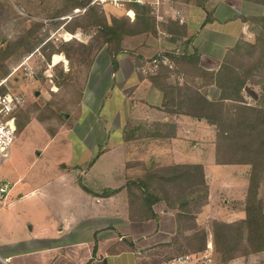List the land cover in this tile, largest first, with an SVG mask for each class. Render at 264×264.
<instances>
[{
    "label": "rangeland",
    "instance_id": "1",
    "mask_svg": "<svg viewBox=\"0 0 264 264\" xmlns=\"http://www.w3.org/2000/svg\"><path fill=\"white\" fill-rule=\"evenodd\" d=\"M67 5L66 0H0V58L5 56L6 52V58L0 62V76L5 73V77L0 81H4L2 87L6 88L7 92L17 93L23 97L22 103L13 113L17 128L16 137L4 153L0 152V183L12 181L8 191V194L12 192L11 195L17 191L18 187L24 193L30 187L46 183L44 186L47 192L46 198L38 195L31 196L18 200L13 206L15 210L24 214L23 219H25L27 227L24 233L27 235L30 234L31 225L35 226L37 231L41 227L56 231L63 224V220L61 221L63 216L74 220L72 221L74 224L80 223L84 226L104 223L107 221L104 217L98 222L93 219L96 214H99V210L104 204L100 201L97 202L95 198L105 199L103 202L108 201V197L100 195L102 191L124 186L122 192L125 194L123 196L125 200L122 199L120 204H124L126 200L128 203V191L125 188L128 179L136 178L139 173L144 171L143 166H148V163L152 162L151 158L157 152H162V145H151L147 150L145 145L143 151L138 149L132 151L141 140L138 138V142L122 140L118 116L115 118L117 130H106V124L108 126L110 120L100 115V110L105 105L100 104V100L116 92L107 105L113 111L110 112L114 119L116 116L115 106L120 103L119 92L124 89L132 91L133 84L130 81L126 84V88H123L118 78L115 77L114 73L117 69H113L108 52L109 47L107 44L101 43L102 40L97 43L95 37L92 36L93 33H88L95 32V29L88 32L81 31L80 36L69 40L76 47V52H74L76 54L71 60L64 52L58 51L62 42H67L65 39L51 36L41 40L35 34L27 32L33 26L32 22L34 24L35 21H47L54 18L59 11L65 10ZM76 9L69 15L73 14ZM101 10L105 15L106 12L104 13L103 8ZM149 14L151 13L149 12ZM76 15L84 17L85 13L81 12ZM27 20L32 21L30 25L26 23ZM20 37L22 38L19 39ZM17 41L21 42L20 50L22 52L20 53L13 50ZM80 41L85 45L79 44ZM46 42L48 43L46 44ZM7 44L12 45V50L6 46ZM124 49L126 50V48ZM56 53L65 55L68 60L67 67L63 64L50 67L52 56ZM143 59H136V66ZM70 61L72 63L71 71ZM172 64L174 68L173 60ZM19 66H21L20 69L16 70ZM62 68L64 73H68L67 76L61 75ZM172 75L175 73H171V77ZM106 86L109 88L107 92L104 89ZM209 87L205 88L206 93ZM219 92L221 93L220 89ZM129 101L123 106L122 124L129 115L131 107V101ZM60 122L64 123L62 129L58 128ZM72 125L76 129L87 127L84 132L88 136H90L89 130H91L90 144L92 146L83 145L85 141L75 139V135L68 131ZM207 126L205 130L211 129L209 125ZM59 130L61 132L56 136ZM87 130L89 134L86 132ZM196 132L197 130H192L185 134L182 131L181 139L184 140H173L172 143L165 144V149L169 150V153L160 163H204L206 176L213 187V193L215 194L217 189L220 194L223 193L225 196L215 198L213 201L215 204L208 207L207 211L204 210L201 217L205 220L218 214L225 215L223 217L227 218L228 211L235 210L234 215L229 216V219L236 218L244 195L235 192H241L240 187H245L248 183L249 178L241 168L246 166L214 164L215 146L206 139L207 137L202 138V141L195 142L194 134L197 140L201 139V136ZM202 132L207 134L206 131ZM104 136L107 142L99 140V138L104 139ZM95 142L101 143L102 148L98 149L97 146H94ZM105 145L109 150H103ZM65 164H68V169H73L72 176H82L79 179L84 186L90 189V193L95 197V202L94 200H91L90 203L86 200L80 202L70 197L69 204L66 203L67 201L64 203L66 196L71 195L72 190L68 189L65 184H58L55 178L63 173ZM71 165L78 166L71 167ZM150 167L152 168L154 165ZM19 177H21L20 183L14 186L13 181ZM82 184L80 183L81 186ZM12 187H15L14 190ZM230 187L236 189L233 190ZM227 188L229 189L227 190ZM58 192L61 194L59 197H63V199L55 197ZM49 193L52 197L49 196ZM3 196L4 194L0 193V206L4 205ZM237 196L240 199H237ZM259 196L264 198V185H262ZM126 208L123 207V210ZM87 212L91 215V219L83 221L82 216ZM244 213L245 210H243ZM204 224H208L207 221ZM261 258L263 260L264 256L259 255L253 258L250 264H258Z\"/></svg>",
    "mask_w": 264,
    "mask_h": 264
},
{
    "label": "crops",
    "instance_id": "2",
    "mask_svg": "<svg viewBox=\"0 0 264 264\" xmlns=\"http://www.w3.org/2000/svg\"><path fill=\"white\" fill-rule=\"evenodd\" d=\"M95 2L102 6L104 13L106 12L105 16L108 22H111L113 18H121L123 16H128L131 20H134L136 17V9L146 7L155 18L157 28L156 33L132 34L123 38V47L130 53H121L118 56V68L114 74L123 88H126V84L131 81L133 90L126 91L124 89V91L121 90L119 92L121 95L119 96L120 103L115 106L116 116H114V119L111 113L113 111L107 105L113 99L116 92L100 100V104H105L100 110V115L110 120L109 125L107 126L106 124V130H117V125L115 124V118L117 116L120 119L119 126H121L120 130H122V140H124V128L130 120H134L138 124L142 123L144 130L148 133L155 129L153 122H174L177 130L175 137H143L140 138L141 142L132 150L136 151L138 149L139 151H143L145 145L146 150L151 145H162V152H157L151 158L152 162L148 163V166L154 165V167L170 165L160 163L165 160L169 153V150L167 151L164 145L168 142L172 143L173 140H184L181 139L182 131L189 133L192 130H197L196 134H199L201 139L199 138L200 140H197L194 134L193 136L195 138H193L195 142L202 141V138L207 137L206 139L215 146L216 132L214 126L199 118L187 115H171L165 110L163 105L164 92L149 77H144L136 70V59H143L163 53L185 54L197 56L198 65L201 68L205 70H217L224 56L238 42L248 41L253 43L256 40V33L251 29L250 24L251 22H256L262 26L264 23V0H94L93 3ZM84 9L86 11V8ZM173 11H177L184 16L185 22L181 23L179 19L174 18L172 15ZM67 15L69 13L60 17L61 20H64V23L58 29L51 30L50 37L64 39V35L69 33L68 36L73 34L74 38H77L82 34V30L80 29L76 31L66 29L65 24L73 17L78 16L66 17ZM73 35H71L72 38ZM69 40L71 39L68 38L66 41ZM60 55L65 57L64 54ZM177 80L180 83L183 82L182 77H176L175 75L169 77L168 82L171 84ZM117 88L119 87L117 86ZM117 88L116 90H118ZM104 89L106 92L109 90L107 86ZM244 91L249 103L256 104L260 99L261 90L257 83H249ZM219 93L218 87L210 85L207 96L210 99H218L220 96ZM129 100L131 101L129 115L122 124L123 106ZM140 124L138 125V130H143ZM63 125H60L58 128L62 129ZM207 125L211 129L205 130V127H208ZM74 127L73 125L70 126V130L68 131L75 135V139L82 142L85 141L83 145L89 144L92 146L90 144L91 130H89L90 136H88L84 132L87 127L84 126L85 129H76ZM202 131H206L207 134H203ZM60 132L61 130L56 133V136ZM86 132L89 134L88 130ZM143 134L142 132V136ZM99 140L101 142H107L105 136L104 139L99 138ZM135 142H138L137 139ZM101 145V143H96L94 146L101 149ZM105 147L103 148L104 151L109 150L106 145ZM215 160L216 153L213 160L214 164H216ZM200 164H203L205 167L204 163ZM75 166L78 165H71V167ZM91 166L90 164V168ZM240 166H246L241 168L243 170L242 172L249 178L251 166ZM63 167L65 168L63 173L55 179L58 184H65L68 189L72 190L71 195L66 196L64 203L67 201L66 203L69 204L70 197L80 202L86 200L90 203L91 200H94L95 197L93 194L86 190V186L80 181L79 178L82 176H72L73 169H68V164H65ZM206 180L210 188L209 203L203 207L201 213L204 210L207 211L208 207L215 204L213 203L215 198H220V196L224 195L223 193L220 194L216 188L214 194L213 187L208 182L207 176ZM20 181L21 177L16 178L13 181V185H18ZM7 182L5 181L4 184L0 183V186H7V190L3 193L4 196L2 198L4 205L2 204L0 206V264H215L213 259L209 258L213 250L211 234L207 254L200 256L188 254L191 255V258L184 263H179L175 259L167 261L168 249L170 244L174 243V238L178 231L179 217L177 211L169 209L166 202H160L154 207L158 214L157 219H149L147 221L132 220L130 219L127 200L126 202L124 201V204H120L122 199L125 200L123 198L125 194L122 191L108 197V201L105 202H103L105 199L99 200V198H95L97 202L100 201V203L104 204L99 210V214H96L93 219L98 222L99 219L104 217L107 220L104 223L84 226L80 223L74 224L72 222L74 220L63 216L61 217L63 224L56 231H53V229L49 230L47 227H41L37 231L35 226L31 225L29 229L30 234L27 235L24 233L25 228H27L24 222L25 219H23L24 214L15 210L13 206L18 200L31 196L38 195L46 198L47 192L44 187L46 183L30 187L24 193L18 187L17 191H14V194L11 195L12 192L8 194V191L12 181L8 180ZM249 182L250 179H248L245 187H240L242 189L241 192H235L236 194L241 193L244 195L242 203L240 202L241 208L236 218L229 219V216L234 215L235 210L228 211L229 214L227 215L229 216L227 218L223 217L225 215L220 216L217 214L205 220H203L200 213L197 219L198 223L203 225L209 219L235 221L244 218L246 212L243 214V210H245V197ZM14 188L12 187L13 190ZM61 188L63 187L61 186ZM230 188L233 189V187ZM59 195L61 196L58 192L55 197L63 199ZM49 196H51L50 193ZM237 199H240V197ZM123 207H127L126 210H123ZM87 213V215L83 214V221L91 219V215L89 212ZM204 258L205 260H203ZM242 263L244 264L241 259H238L230 264Z\"/></svg>",
    "mask_w": 264,
    "mask_h": 264
},
{
    "label": "trees",
    "instance_id": "3",
    "mask_svg": "<svg viewBox=\"0 0 264 264\" xmlns=\"http://www.w3.org/2000/svg\"><path fill=\"white\" fill-rule=\"evenodd\" d=\"M93 1L66 0V9L59 11L54 18L35 21L34 24L27 20V24L32 22L33 25L27 32L35 34L41 40L47 39L50 37V30H56L64 23V20L60 19L61 16L76 8H86L85 16L73 17L65 24L66 29H80L83 32L95 29V32L88 33H93L97 43L102 40L101 43L107 44L113 69L116 70L118 56L128 52L122 47L123 38L132 34L156 33V20L146 7H139L136 9L134 20L123 16L108 22L101 12V5ZM250 26L256 33V40L253 43L238 42L224 56L217 70L201 68L197 56L167 53L165 55L173 60L174 68L162 66L156 74L144 76L149 77L164 92L163 105L169 114L199 118L214 126L216 164L251 166L245 197L246 216L235 221L209 219L208 225L199 224L197 221L203 207L209 203L210 188L203 164L174 163L152 168L144 165V171L136 178L129 177L125 188L128 191L130 219H157L158 214L154 207L160 202H166L169 209L178 213V231L174 243L170 244V256L167 261L181 255L207 254L210 234L213 250L209 258H212L214 263L230 264L241 259L245 264H250L253 258L264 256V198L259 196L264 183V23L261 26L251 22ZM82 43L84 42H79ZM6 46L12 50V45ZM14 46L15 52H22L20 41ZM75 48L72 41H67L62 42L58 51L64 52L71 60L76 54ZM5 58L6 52L0 62ZM69 65L71 71V61ZM61 70L62 76L68 75L64 73L63 68ZM171 73L182 77L183 82L177 80L170 84L168 79ZM0 77L3 79L5 73ZM250 81L260 86V99L256 104H251L246 99L244 89ZM210 85H215L221 90L218 99H210L207 96L205 88ZM6 92L7 89L1 86L0 93ZM63 124L60 122L58 127ZM139 124L134 120L126 124L123 131L125 141L147 136H176V125L172 121L153 122L155 129L152 132L149 130V133L144 130L142 123L140 125L143 130H138ZM123 187L107 189L100 195L110 197L122 191ZM85 189L90 191L87 187ZM263 263L264 259L261 258L258 264Z\"/></svg>",
    "mask_w": 264,
    "mask_h": 264
},
{
    "label": "built area",
    "instance_id": "4",
    "mask_svg": "<svg viewBox=\"0 0 264 264\" xmlns=\"http://www.w3.org/2000/svg\"><path fill=\"white\" fill-rule=\"evenodd\" d=\"M81 12L84 13L85 9L77 8L73 14L67 15L66 17H72L75 16L77 13H81ZM172 15L174 18L179 19L181 23L185 22L184 16H182L179 12L173 11ZM67 34L69 33H66L64 35V39ZM53 56H52V63L50 65L51 68L60 64H63L65 66L64 62H60L59 64L53 65ZM162 66H168L170 69L173 68V64L170 56L165 54H159L154 57L143 59L137 64L136 69L141 75L148 76L151 74H156ZM20 67L21 66L17 67L16 70H19ZM3 83L4 81H0V87L3 85ZM22 101H23V97L17 93H10V92L0 93V152L1 153H4L7 150V148L12 144V142L16 137L17 128L13 118V113L19 107ZM6 190H7V186H0L1 194L5 193ZM190 258L191 255H182L176 257L175 260L179 263H184L186 261H189Z\"/></svg>",
    "mask_w": 264,
    "mask_h": 264
},
{
    "label": "bare ground",
    "instance_id": "5",
    "mask_svg": "<svg viewBox=\"0 0 264 264\" xmlns=\"http://www.w3.org/2000/svg\"><path fill=\"white\" fill-rule=\"evenodd\" d=\"M69 39H72V36H68V34L66 35L65 39L68 40ZM64 60V61H63ZM60 62H64L65 63V66H68V60L63 56V55H60V54H54L53 56V65L55 64H59ZM55 88L57 89V87L55 86Z\"/></svg>",
    "mask_w": 264,
    "mask_h": 264
},
{
    "label": "water",
    "instance_id": "6",
    "mask_svg": "<svg viewBox=\"0 0 264 264\" xmlns=\"http://www.w3.org/2000/svg\"><path fill=\"white\" fill-rule=\"evenodd\" d=\"M38 94V93H37Z\"/></svg>",
    "mask_w": 264,
    "mask_h": 264
}]
</instances>
